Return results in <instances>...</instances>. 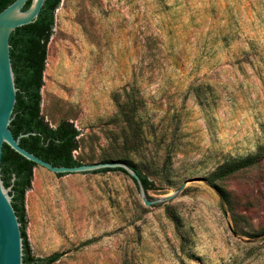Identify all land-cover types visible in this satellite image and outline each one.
Instances as JSON below:
<instances>
[{"label":"rangeland","instance_id":"obj_1","mask_svg":"<svg viewBox=\"0 0 264 264\" xmlns=\"http://www.w3.org/2000/svg\"><path fill=\"white\" fill-rule=\"evenodd\" d=\"M40 99L50 127L79 131L75 159L150 186L34 167L33 257L264 264V0H60Z\"/></svg>","mask_w":264,"mask_h":264},{"label":"trees","instance_id":"obj_2","mask_svg":"<svg viewBox=\"0 0 264 264\" xmlns=\"http://www.w3.org/2000/svg\"><path fill=\"white\" fill-rule=\"evenodd\" d=\"M14 0H0V11ZM60 0H45L37 18L30 24L16 28L9 37V55L16 91L9 129L17 138L21 134L19 144L26 151L50 163L52 166L74 167L82 164L72 155L78 149L79 131L68 121H62L55 127H50L39 113L40 88L45 61V48L53 26V13ZM28 7V3L25 8ZM34 133V134H32ZM102 160L100 162H105ZM254 163L250 159L246 164ZM128 166L132 167L128 163ZM1 178L5 188L10 187L12 207L20 223L23 243V264H53L61 257V253L47 257H33L27 243L24 206L25 192L30 188L32 169L35 164L27 161L11 150L6 144L2 146ZM133 168V167H132ZM134 169V168H133ZM145 190L150 183L139 171L135 170ZM119 172L133 178L121 168L100 169L82 174H101ZM67 174H55L60 177ZM13 179V180H12ZM137 186V185H136Z\"/></svg>","mask_w":264,"mask_h":264},{"label":"water","instance_id":"obj_3","mask_svg":"<svg viewBox=\"0 0 264 264\" xmlns=\"http://www.w3.org/2000/svg\"><path fill=\"white\" fill-rule=\"evenodd\" d=\"M28 1H30L29 6L24 9L23 7ZM44 1L14 0L0 11V164L2 146L6 144L11 150L27 161L53 174L89 173L100 169L121 168L128 176L133 178L139 190L143 192L144 188L138 174L124 163L80 164L74 167L52 166L50 163L36 157L20 146V138L28 134H21L15 138L11 133L9 125L16 101L17 88L15 87L14 74L10 62L9 37L16 28L28 25L37 18ZM184 186L185 184H182L177 193L181 192ZM9 192L10 187L5 188L3 185L0 167V264H23V243L20 223L12 207V196L9 195ZM173 197L174 195H171L165 199L169 201ZM157 203V200H143L145 206Z\"/></svg>","mask_w":264,"mask_h":264},{"label":"flooded vegetation","instance_id":"obj_4","mask_svg":"<svg viewBox=\"0 0 264 264\" xmlns=\"http://www.w3.org/2000/svg\"><path fill=\"white\" fill-rule=\"evenodd\" d=\"M27 3H28V6H29L30 1H28ZM27 3H26V4H27ZM26 4H25V5H26ZM23 8L25 9V6H24Z\"/></svg>","mask_w":264,"mask_h":264}]
</instances>
